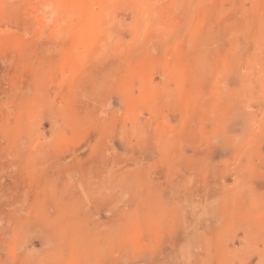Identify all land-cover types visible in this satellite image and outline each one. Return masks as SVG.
Instances as JSON below:
<instances>
[{
  "label": "rangeland",
  "instance_id": "1",
  "mask_svg": "<svg viewBox=\"0 0 264 264\" xmlns=\"http://www.w3.org/2000/svg\"><path fill=\"white\" fill-rule=\"evenodd\" d=\"M0 264H264V0H0Z\"/></svg>",
  "mask_w": 264,
  "mask_h": 264
}]
</instances>
